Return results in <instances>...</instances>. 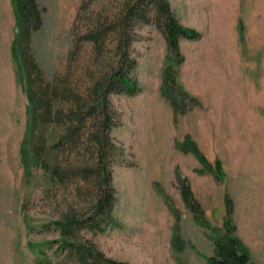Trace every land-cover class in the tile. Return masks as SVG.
Instances as JSON below:
<instances>
[{"label": "rangeland", "instance_id": "rangeland-1", "mask_svg": "<svg viewBox=\"0 0 264 264\" xmlns=\"http://www.w3.org/2000/svg\"><path fill=\"white\" fill-rule=\"evenodd\" d=\"M163 1L198 33L177 51L151 10L122 42L139 0H35L19 41L0 0V264H213L225 217L264 264V0ZM124 51L137 91L111 84L79 124L74 96L93 108ZM28 85L47 100L32 127Z\"/></svg>", "mask_w": 264, "mask_h": 264}, {"label": "trees", "instance_id": "trees-1", "mask_svg": "<svg viewBox=\"0 0 264 264\" xmlns=\"http://www.w3.org/2000/svg\"><path fill=\"white\" fill-rule=\"evenodd\" d=\"M16 1V8L18 12V22L14 29V35L16 39L19 41L21 36L28 33V24H29V17L33 15L35 20V26H37L40 22V14L36 8L35 0H15ZM151 10L152 17L157 25H159L162 31L165 33L168 45L172 47V49L177 51L178 46V37L183 36L185 38L193 39L197 37L198 33L196 31H192L185 27H182L173 17L168 5L163 0H139L138 4L133 7L130 11H126L119 21V34L120 39L123 43L128 42L126 38V24L131 19H146V14ZM27 31V32H26ZM100 31H94L91 33L89 38L92 41H96L97 37H99ZM19 43V42H18ZM124 58L125 62L122 60L120 62V66L118 65L117 68L111 73L110 77L106 78L103 81H99L95 83V86L92 88V94L96 96V98H100L97 101V104L91 108L88 112L82 111L83 107H86V103H83L82 99L79 96H74V101L76 102V106L78 107L77 113L75 116L78 120V123L81 124L85 120L87 115H91L97 110L100 111V108L104 106V99L107 89L112 85H117L120 91H124L129 94H133L137 91L136 82L128 77L127 70L123 69V66H126L130 63L127 61L128 55L124 51L122 52V59ZM21 62L23 67L26 66V61L23 58L22 51H21ZM29 100L31 103V127L36 121L37 118V110L40 105H46L47 100L46 96H40L36 94V92L32 91L31 85H28L27 88ZM54 94L57 93L56 88L53 89ZM100 96V97H99ZM65 97V95H64ZM67 97V96H66ZM102 100V101H101ZM105 119V118H104ZM109 121L108 118L105 119L103 125H105ZM79 128V126H77ZM77 127L73 129V132H68L69 135H75L77 132ZM105 138V136H104ZM100 143H103V138H97ZM35 152L32 150V158ZM105 171V170H104ZM103 182L99 184V197L97 202L98 209L101 210V213L106 215L111 211L112 208V190L110 189L108 182L110 175L106 172L104 173ZM107 183V185H105ZM192 209L199 213V206L197 205V211L195 207ZM230 212V208L227 209ZM202 219L200 218V221ZM223 228L224 231L222 234L217 236H213V243H214V255L210 258L213 264H245L248 261V250L247 247L242 243L241 239L235 235V226L231 223L229 217H225L223 221ZM78 249H82V247H78ZM217 256V258L215 257ZM92 257L94 258L93 264H101L102 259L95 255ZM98 260V261H97ZM104 263V262H103ZM106 264H121L116 262H108Z\"/></svg>", "mask_w": 264, "mask_h": 264}]
</instances>
